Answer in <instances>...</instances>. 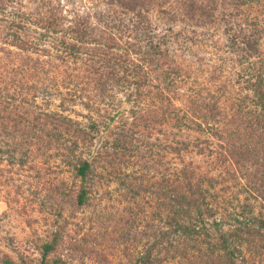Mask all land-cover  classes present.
<instances>
[{"label": "trees", "instance_id": "1", "mask_svg": "<svg viewBox=\"0 0 264 264\" xmlns=\"http://www.w3.org/2000/svg\"><path fill=\"white\" fill-rule=\"evenodd\" d=\"M3 1L0 14L34 20L35 26L51 33L52 51L39 49L40 39L34 41L31 34L24 40L20 32L26 30L25 24H9L13 41L9 44L5 38L3 43L12 49L0 48V154L14 160L20 150L25 159L20 165L24 166L32 149L38 153L51 150L70 133L75 136L69 139L71 149L77 152L81 144L91 147L92 137L76 121L41 109L38 99L48 103L56 96L62 98L63 89H75L73 93L79 94L64 97L62 108L80 104L96 112L94 103L103 98L98 95L99 101L93 100L89 90L97 87L109 99L100 110L106 112V132L110 133L115 115L108 114L116 111L119 115L117 105L121 103L109 93L120 84L132 88L136 98L132 101L128 95L127 101L140 106L134 111L140 122L134 125L142 123L146 130L155 128L167 137L169 141L159 147L169 150L172 159L177 161L191 151L210 157L215 146L214 163L234 169L226 172L229 177L219 178L198 176L186 166L174 167L170 177L159 182L160 188H168L171 215L166 221L168 231L160 234L166 248L158 264H245L247 252L262 258L264 0H94L105 9L96 7L83 15L57 0L56 7L54 0H37L36 13L8 12ZM154 12L169 24L163 31L155 27ZM222 37L224 42L219 41ZM175 42L182 43L181 52L190 43L208 51L211 60L218 58L211 61L209 81L189 82V65L176 59L170 47ZM196 62L194 78L205 65L203 59ZM213 81L226 83H207ZM230 83L236 87L232 93L227 91ZM181 88L188 96L177 103ZM96 129L93 123L89 132ZM114 142L115 148L126 149L132 139L119 133ZM5 160L0 158V163ZM72 167L81 181L92 172L85 158L77 157ZM243 171L247 174L240 175ZM239 179L247 180L243 192L249 196L244 203L232 195L234 189L242 194ZM87 194L81 189L76 198L79 205L86 203ZM252 199L260 202L258 210L250 203ZM224 226H229L228 232ZM55 246V241L43 246L40 264H47L46 256ZM151 262L147 253L132 264ZM3 264L17 263L5 260Z\"/></svg>", "mask_w": 264, "mask_h": 264}, {"label": "rangeland", "instance_id": "2", "mask_svg": "<svg viewBox=\"0 0 264 264\" xmlns=\"http://www.w3.org/2000/svg\"><path fill=\"white\" fill-rule=\"evenodd\" d=\"M58 1H62L69 10L72 9L79 15L96 7L97 10H104L106 7L103 4L96 5L94 0H71V4H68V0ZM3 2L8 5L7 11L12 13H36L39 10L37 0ZM57 2L54 0V7ZM152 18L156 29L160 31L169 26L155 12ZM12 22L25 24L32 29L28 31L26 27V30L20 32L24 40L31 34L34 41L40 39L39 49L46 47L52 51L51 33L35 26L34 20L26 21L8 13L0 14V48L12 49L9 45L13 41L9 35L12 32L8 29ZM5 38L9 43L7 45L3 43ZM219 41L224 42L223 37ZM181 45V42H175L170 47L176 51V59H182L183 63L189 65L191 70L189 67L188 69L192 73L189 82L196 79L198 83L209 81L211 61H217L218 58L211 60L208 51L190 43L184 45L187 49L181 52ZM218 55L224 56V53ZM198 59H203L205 65L194 78ZM36 75L42 76L39 72ZM120 85L112 87L113 90L109 93L121 103L117 105L121 109L119 115L114 114L116 111L108 114L112 117L115 115L110 133L106 132V123L109 121L106 112L100 110L109 99L106 93H98L97 87L91 86L89 90L93 100L104 99L94 103L96 112L88 111L80 104L69 110L62 108L64 97L71 98L79 94L73 93L75 89L69 90L70 92L63 89L62 98L56 96L48 103L40 99L37 101L41 109L76 121L77 126L92 137L91 147L81 144L77 152L74 147L71 149V141L75 136L70 133L65 135L66 141L62 140L63 144L59 146L55 143L51 150L44 148L43 152L38 153L32 149L24 166L20 165V161L24 159L22 151H18L14 160L0 154V158L7 160L0 163V264L5 260L17 264H40L43 246L53 241L56 243L55 250L46 256L47 264H132L147 253L151 254V263L158 264L163 257L162 249L166 248V241L161 240L160 234L161 231H168L166 221L171 215L168 188H160L159 182L164 178L168 179L174 167L186 166L193 168L198 176L219 178L221 175L229 177L226 174L228 170L234 171L231 165L214 163L217 157L215 146L210 157L191 151L177 161L172 159L169 150L159 147L169 141H166L167 137L157 134L155 128L146 130L142 123L139 127L134 125V122H140L134 117V111H138L140 106L138 104L133 107L132 101L136 98L133 89ZM184 85L181 84V87ZM226 86L229 93L236 89L233 83ZM106 89L108 92V87ZM186 91L184 88L178 91L177 103L185 100L188 96ZM128 95L131 102L127 101ZM93 123L97 129L89 132ZM119 133L128 134L132 139V144H127L126 149L114 147V140ZM8 141L11 143V140ZM77 157L88 159L92 164V172L85 181L75 177L72 165L76 163ZM245 173L243 171L240 175ZM239 182L242 184L239 187L242 194L234 189L232 195L244 203L249 196L243 192L247 180L239 179ZM81 189L88 191L84 205H79L76 200ZM161 191L167 193L166 196H161ZM233 201L238 204L237 200ZM250 203L258 210L259 201L252 199ZM228 228L229 226H224V231L228 232ZM256 255L258 254L245 253L248 261L245 264H264V255L261 259Z\"/></svg>", "mask_w": 264, "mask_h": 264}]
</instances>
